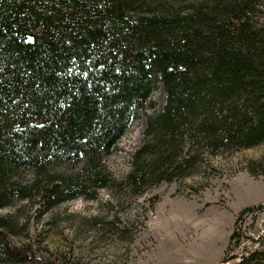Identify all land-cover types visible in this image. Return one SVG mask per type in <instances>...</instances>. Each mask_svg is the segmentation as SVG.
<instances>
[{
  "label": "trees",
  "instance_id": "1",
  "mask_svg": "<svg viewBox=\"0 0 264 264\" xmlns=\"http://www.w3.org/2000/svg\"><path fill=\"white\" fill-rule=\"evenodd\" d=\"M140 116L143 141L118 181L136 196L191 176L206 156L263 144L264 0H191L184 11L160 0H0V210L94 200L113 183L102 158ZM10 233L0 217V264H36ZM238 264H264V250Z\"/></svg>",
  "mask_w": 264,
  "mask_h": 264
},
{
  "label": "rangeland",
  "instance_id": "2",
  "mask_svg": "<svg viewBox=\"0 0 264 264\" xmlns=\"http://www.w3.org/2000/svg\"><path fill=\"white\" fill-rule=\"evenodd\" d=\"M160 1L182 11L191 2ZM152 102L157 112L160 88ZM143 131L140 116L117 153L102 158L113 183L94 200L70 201L43 215L25 201L0 210L11 223L12 244L30 245L36 264H238L248 252L264 250V143L206 156L191 176L136 196L118 181L130 173ZM82 168L79 163L62 170L75 174ZM258 206L236 221L242 210ZM237 232L243 234L239 243L230 242Z\"/></svg>",
  "mask_w": 264,
  "mask_h": 264
}]
</instances>
